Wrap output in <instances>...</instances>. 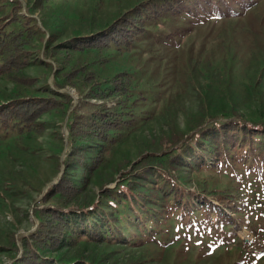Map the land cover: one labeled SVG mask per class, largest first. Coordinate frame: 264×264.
<instances>
[{
	"label": "rangeland",
	"instance_id": "rangeland-1",
	"mask_svg": "<svg viewBox=\"0 0 264 264\" xmlns=\"http://www.w3.org/2000/svg\"><path fill=\"white\" fill-rule=\"evenodd\" d=\"M163 2L169 11L152 20L128 51L113 46L70 54L60 50L134 7L147 4L149 9ZM25 15L34 18L37 33L23 73L36 83L20 86L0 79V106L14 98L55 94L72 101L67 110L41 116L43 132L0 128V264H14L23 253L21 238L37 227L34 212L53 182L67 175L82 186L86 173L81 165L91 164L99 145L76 141L83 150H74L68 138L71 118L112 110L117 98L102 92L100 99L91 96L94 87L112 86L111 79L121 73L130 79L128 102L134 101L130 125L116 143L103 144L102 165L70 208L107 218L115 208L106 209L110 200L103 191L128 192L129 180L154 198L149 207L157 209L156 218L143 233L128 227L109 241L80 240L44 251L46 262L264 264L261 159L251 164L225 153L218 162L210 157L197 165L201 150L216 155L223 150L205 138L207 129L225 122L258 125L251 142L257 152L264 150L259 133L264 128V0H0V17L11 20L7 29L19 28L17 20ZM79 69L88 75L81 71L67 77ZM72 151L81 155L82 164ZM147 155L167 161L158 163L162 172L147 173L142 183L136 178L148 166L138 163ZM176 155L187 158L178 161ZM176 193L186 199L182 208L170 203ZM120 213L122 219L127 216ZM13 237L18 252L11 248Z\"/></svg>",
	"mask_w": 264,
	"mask_h": 264
},
{
	"label": "trees",
	"instance_id": "trees-1",
	"mask_svg": "<svg viewBox=\"0 0 264 264\" xmlns=\"http://www.w3.org/2000/svg\"><path fill=\"white\" fill-rule=\"evenodd\" d=\"M15 3L19 4L17 1ZM147 7V4L134 7L116 18V20L114 19L111 24H108L101 31L73 41L70 40L65 46H60V50L70 54L90 49H108L113 46L117 50L124 49L128 51L131 49L133 42L146 33L147 25L152 20L159 19L162 14L168 12L169 8L166 7H170V5L167 6L163 2L160 6L155 5L149 9ZM14 19H18V17ZM17 21L19 22V28L16 30L7 29L11 24V20L0 17V79L14 82L20 86H32L36 83V79L25 75L23 71L30 63L31 52L28 47L36 36L37 30L31 25L34 18L25 15ZM81 71L84 75H88L85 69H79L72 70L67 77H74ZM89 79V83H92V77ZM110 83L112 86L108 85L103 90H100L98 86L94 87V94L91 98L100 99L99 94L101 92L106 97L113 96L118 99L115 107L112 110L95 109L86 118L84 116H72L69 124L68 138L72 143V147H76L74 150H83L82 145H76V141L95 142L99 145L91 164L86 166L84 162V165H81L83 172L86 173V176L82 178V186H76L67 175H62L58 182L47 190L43 197V205L34 212L38 220L37 227L27 236L21 238L20 242L24 251L15 260L14 264H48L44 255H42L44 251H55L65 243H77L80 240L109 241L115 235H118L117 232L122 233L128 227H134L143 233L144 229L147 228V224L153 222L156 218L157 209L149 207V202H153L154 198L149 194L137 191L129 180L128 185H126L128 192L116 188L103 191L105 197L110 200L106 209L115 208V211L109 212L111 216L109 214L107 218L106 216L99 217V214H95L94 211L83 214L70 208L76 196L82 192V187L102 165L105 156L103 144L116 143V138L121 136L120 131L130 125L131 110L134 104V101H131V104L128 102L131 95L130 79L127 74L121 73L113 77ZM71 101V97L66 94H55L54 96L40 98L11 99L0 106V128L7 130L16 127L20 133L43 132L44 127L38 121L41 116L52 110H67L71 105ZM257 127L258 125L255 124L225 122L218 127L207 129L205 139L223 150H218V155L212 152L214 150H201L202 154L200 160H197V165L202 166L201 161L210 157L218 162L228 153V157L231 159L235 156L236 159L244 162L249 161L251 164L261 159L259 161L264 164V150L260 149L261 151L257 152V147L253 146L251 142L252 138L257 135ZM261 128L262 130L259 133L264 136V128ZM88 148L92 147L87 146ZM229 148H237V150H225ZM239 153L242 157L239 156ZM70 155L78 158L76 160L78 164L83 163L78 152L73 153L72 151ZM174 158L179 161L181 158L185 159L187 157L176 155ZM166 161L157 160L153 155L141 157L138 165L144 164L148 168L142 172V178L136 179L142 181V183L148 181L145 178L146 174L152 171L155 175L156 172H162L161 167H157L158 163H165ZM65 164L68 167L69 161H66ZM49 200H52L51 205H44ZM185 201L186 199L181 193L172 197L170 203L182 208L187 204ZM123 210L127 212V216L122 219L120 211ZM147 215H150V217L147 218ZM127 235L132 234L128 232ZM11 248L18 252L14 237L11 241ZM74 264L92 263L88 260H80Z\"/></svg>",
	"mask_w": 264,
	"mask_h": 264
},
{
	"label": "water",
	"instance_id": "water-1",
	"mask_svg": "<svg viewBox=\"0 0 264 264\" xmlns=\"http://www.w3.org/2000/svg\"><path fill=\"white\" fill-rule=\"evenodd\" d=\"M56 182H53L51 185L55 184Z\"/></svg>",
	"mask_w": 264,
	"mask_h": 264
}]
</instances>
